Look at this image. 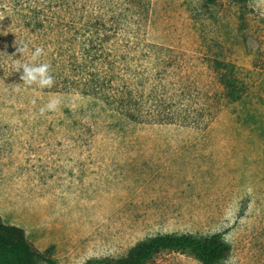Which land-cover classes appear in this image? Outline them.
Instances as JSON below:
<instances>
[{
    "label": "rangeland",
    "instance_id": "1",
    "mask_svg": "<svg viewBox=\"0 0 264 264\" xmlns=\"http://www.w3.org/2000/svg\"><path fill=\"white\" fill-rule=\"evenodd\" d=\"M84 1L63 24L72 16L82 25ZM103 1L138 11L119 26L135 42L128 63L137 104L153 101L163 113L203 106L205 115L183 126L122 119L62 83L63 70L45 56L64 58L56 35L39 61L53 85L24 86L12 60L39 46L33 34L31 48L0 66V218L36 250L51 247L58 264L121 256L164 233H221L231 251L220 264H264V0ZM224 82L238 85L239 101L224 98ZM53 97L58 110L41 114ZM146 264L201 263L163 251Z\"/></svg>",
    "mask_w": 264,
    "mask_h": 264
},
{
    "label": "trees",
    "instance_id": "2",
    "mask_svg": "<svg viewBox=\"0 0 264 264\" xmlns=\"http://www.w3.org/2000/svg\"><path fill=\"white\" fill-rule=\"evenodd\" d=\"M207 1L214 3V0ZM232 1L244 4L249 0ZM75 2L77 0H0V52L5 55L15 53L16 49L11 44L16 40L31 48L28 44L31 42L29 37L33 34L43 37L39 46L51 47L55 42L48 37L56 35V39L59 38L61 42L59 48L63 51L59 50L58 56L64 58L59 63L53 53L48 52L45 56L49 57L54 67L59 65L63 70L62 83L69 90H78L82 96L101 100L122 119L138 123L158 122L183 126L181 120L191 117V114L197 112L205 115L203 106L189 110L186 104L182 105V109L176 105L174 111L163 113L157 109H160V105L153 101H150L148 106L137 104L136 95L139 97L142 93L137 91L135 94V74L128 63L133 59L128 48L133 49L135 42L129 38V31H120L119 26L122 20H131L138 11H129V6L123 5V1L115 6H106L103 0H95V3L88 7L85 5L86 0L82 4V10L79 9V16L84 17L82 25L74 27L70 20L78 10ZM71 12L69 25L66 26L68 20L65 15ZM130 24L128 22L126 26ZM61 30H65L64 35ZM23 34V38H17ZM65 37L67 40H63ZM78 39H82L78 52L70 50ZM122 48V53L117 52ZM5 55L0 53V66L11 62L10 57ZM41 57L40 60L43 59ZM23 60L25 62L29 58L25 57ZM21 72L22 69L13 71L14 78L18 77L20 80ZM234 84H223L224 98L230 99L232 103L241 98V91L238 85ZM51 250V247L43 252L36 250L27 240L22 228L5 224L0 218V264H58L51 257ZM163 251L187 252L201 264H220L229 255L231 246L223 239L221 233H164L139 241L124 255L93 258L83 264H146Z\"/></svg>",
    "mask_w": 264,
    "mask_h": 264
},
{
    "label": "clouds",
    "instance_id": "3",
    "mask_svg": "<svg viewBox=\"0 0 264 264\" xmlns=\"http://www.w3.org/2000/svg\"><path fill=\"white\" fill-rule=\"evenodd\" d=\"M18 47L16 51L23 53L27 49V45L23 42L17 44ZM43 48L41 46H36L30 51V57L28 61L20 62L19 59L12 60V66L14 71H19L22 69L20 80L23 82L24 86H38L40 88L48 87L50 88L54 83V78L50 71V65L47 62H39L40 57L43 53ZM5 55L4 52H0ZM12 55H5L13 57ZM19 87V84H17ZM61 99L59 97H53L47 101L44 105L39 108L41 114L45 112H55L58 110V106L61 104Z\"/></svg>",
    "mask_w": 264,
    "mask_h": 264
}]
</instances>
